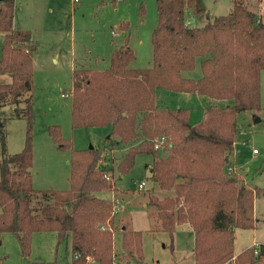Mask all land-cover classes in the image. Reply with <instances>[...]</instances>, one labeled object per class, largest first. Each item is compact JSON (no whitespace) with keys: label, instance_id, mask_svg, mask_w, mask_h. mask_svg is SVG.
I'll return each instance as SVG.
<instances>
[{"label":"trees","instance_id":"16d2710c","mask_svg":"<svg viewBox=\"0 0 264 264\" xmlns=\"http://www.w3.org/2000/svg\"><path fill=\"white\" fill-rule=\"evenodd\" d=\"M258 1L233 0L230 13L196 26L189 18L206 14L202 0H156L151 66H130L135 52L126 34L129 24L124 22L120 27L125 38L112 51L107 68L73 70L72 127L111 125L107 149L126 148L117 158L120 174L133 168L138 154L153 156L147 167L154 186L165 191L163 197L149 198L148 204L155 207L153 230L173 238L177 225L191 226L195 264L232 259L236 231L255 227V198L264 195V189L250 187L237 173L227 172L241 132L238 113L261 110L264 11L259 13ZM14 5L15 0L0 1L4 32L0 72L12 75L11 82L0 83V105L13 104L12 116L27 120V132L23 149L10 154L5 121L0 120V243L3 234L11 232L28 255L34 233L54 232L59 242L70 239L73 264H143L142 230L124 225L120 242L116 241V202L99 195L116 187L112 176L106 177L100 149H74L59 125L49 127L60 148H71L70 186L33 185L32 32L14 28ZM198 57H203L202 76L197 80L183 76L195 68ZM158 89L232 103L208 106L202 120L191 124L189 109L158 103ZM255 248L241 251L236 264H258L264 244L259 254Z\"/></svg>","mask_w":264,"mask_h":264},{"label":"rangeland","instance_id":"374dc122","mask_svg":"<svg viewBox=\"0 0 264 264\" xmlns=\"http://www.w3.org/2000/svg\"><path fill=\"white\" fill-rule=\"evenodd\" d=\"M202 1L206 14L202 18H189L196 26H203L215 16L230 13L233 6V0ZM252 1L255 4L257 0ZM256 5L262 13L264 0ZM14 6V26L30 30L36 47L32 53L34 82L31 92L33 185L39 189H67L70 186L71 148H60L49 132V127L59 125L63 136L72 141L74 149H87L92 145L104 155L107 178L112 176L116 189L100 191L99 195L114 197L118 207L114 228L117 243L120 242L122 226H132L144 232L143 264H194L192 249L195 239L187 226L178 227L173 238L166 231L153 230L157 223L153 215L155 207L148 204L149 198L153 194L165 195V191L154 186L147 167L153 156L138 154L133 168L125 175L120 174L117 158L123 156L126 148L115 146L113 152L107 149L112 143V126L73 128L71 123L73 70L82 66L107 68L109 56L125 38L120 27L122 23L129 24L126 34L135 52L130 66L144 68L152 65L151 37L158 21L156 0H15ZM3 41L4 32L0 31V58ZM202 59L198 57L195 68L184 71L183 76L199 79L202 76ZM11 80L9 72H0V83ZM260 93V111L238 113L241 132L236 141L237 151L231 159L236 168L232 173H237L250 187L264 189V69L260 75ZM158 103L167 108L189 109L190 123L197 124L208 106H224L232 102L211 100L197 93L158 89ZM14 108L10 103L0 105V120L5 121L7 151L10 154L23 149L27 132V120L12 116ZM253 149L259 153L255 154ZM143 180L147 184L140 189L138 182ZM254 210L256 225L253 229H237L235 252L264 243V195H256ZM0 264H73L71 241L59 242L54 232H36L30 253L24 255L15 234L5 232L0 243ZM258 264H264V257Z\"/></svg>","mask_w":264,"mask_h":264},{"label":"built area","instance_id":"2783aa9c","mask_svg":"<svg viewBox=\"0 0 264 264\" xmlns=\"http://www.w3.org/2000/svg\"><path fill=\"white\" fill-rule=\"evenodd\" d=\"M75 1H78V0H75ZM188 23H189V20H188ZM159 143H157L156 145H155V147L156 148H159ZM253 152L255 153V154H257V153H259V151L257 150V149H253ZM234 171V169L232 168V167H229L228 169H227V172L228 173H232ZM106 177H108L107 175H106ZM146 184H147V182H146V180H143V181H139L138 182V188H140V189H144L145 187H146ZM118 213V207L115 205V208H114V214L116 215ZM255 253L256 254H259V251H260V244H257V245H255ZM236 257H237V255H234V257H232V259H230L229 261H227L226 263H224V264H236Z\"/></svg>","mask_w":264,"mask_h":264},{"label":"crops","instance_id":"0c3cea01","mask_svg":"<svg viewBox=\"0 0 264 264\" xmlns=\"http://www.w3.org/2000/svg\"><path fill=\"white\" fill-rule=\"evenodd\" d=\"M80 1V0H79ZM14 14H15V11H14ZM14 28H16L15 26H14ZM16 29H19V28H16ZM123 35H124V33H123ZM36 47L34 46V42H33V40H32V49H35ZM237 151V148H236V150H235V152ZM230 160L232 161V159H231V157H230ZM234 163L232 162V168L234 169L235 168V166L233 165ZM236 169V168H235ZM122 177H124V176H122ZM155 195H158V194H155ZM159 196V195H158ZM159 197H163V196H159ZM114 197H112V199H113ZM131 217H130V225L132 224L131 223ZM180 226H187L192 232H193V230H192V228H191V226H189L188 224H180V225H177V227H176V229L178 228V227H180ZM122 227H124V225L122 226ZM132 227V226H131ZM130 227V228H131ZM132 229H134V230H139V229H136L135 227L133 228L132 227ZM193 237H194V233H193ZM261 244V243H260ZM264 244V243H263ZM192 251H193V249H192ZM243 251V250H242ZM235 253H240V252H235ZM193 258H194V256H193ZM194 264H195V260H194Z\"/></svg>","mask_w":264,"mask_h":264},{"label":"water","instance_id":"95a60500","mask_svg":"<svg viewBox=\"0 0 264 264\" xmlns=\"http://www.w3.org/2000/svg\"><path fill=\"white\" fill-rule=\"evenodd\" d=\"M0 1H4V0H0ZM90 149H93L94 147L91 145L90 147H89ZM124 176V175H123ZM94 264H99V262L97 261V262H94Z\"/></svg>","mask_w":264,"mask_h":264}]
</instances>
